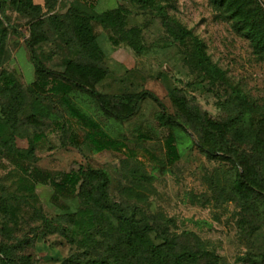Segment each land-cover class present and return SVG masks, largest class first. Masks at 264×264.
<instances>
[{"label":"rangeland","instance_id":"374dc122","mask_svg":"<svg viewBox=\"0 0 264 264\" xmlns=\"http://www.w3.org/2000/svg\"><path fill=\"white\" fill-rule=\"evenodd\" d=\"M83 1L98 13L124 5L131 10L128 26L142 27L146 49L137 53L124 41L117 42L118 37L110 29L94 26L104 53V65L115 74L125 75L126 87L149 90L164 103L169 113H175L169 92L179 88L209 115L219 119L228 117L231 112L226 103L229 89L212 86L189 69L183 47L172 42L161 15L154 9L140 11L129 0ZM66 2L59 0L57 13H69ZM6 14L11 24L7 25L18 32L10 33L11 57L3 68L25 87L36 78L32 53L26 43L27 19L11 6ZM166 14L177 18L204 41L211 59L226 71L233 84L252 99L264 101V52L238 30L234 21L221 16L210 0H170ZM46 29L50 40L38 48L36 54L47 66L61 69L64 60L77 56L54 36L53 28L47 25ZM5 83L6 80L0 78V86ZM117 85L110 80L97 89L119 93ZM50 88L55 89L48 93L43 104L51 111L40 125L24 123L15 132L1 117L0 110V141H8L14 134L17 144L15 152L5 153L0 159V183L19 192L22 185L18 180L30 178L48 220L39 227L35 243L22 251L32 255L34 264H59L71 255L84 257L88 248L76 243L70 228L73 213L80 206L79 169L87 166L103 167L109 172L110 192L117 200H127L121 193L123 187L136 180L145 182L148 189L144 191L145 200L141 205L149 212H161L171 218V230L180 234L184 243L195 249L203 246L216 251L221 264H242L238 258L245 252L246 241L238 224V208L231 202L221 203L215 199L218 180L230 168L228 164L208 159L192 143L195 136L188 137L183 131H178L179 160L173 165L166 164L164 144L170 132L162 126L158 118L159 105L150 96L140 101L137 115L119 121L106 116L88 94L71 91L70 99L89 116L81 120L60 101L67 89L59 83L51 84ZM3 100L0 96V106ZM30 112L27 108L22 116ZM91 120L98 126L91 125ZM101 132L114 140H122L124 145L94 151L89 136L99 139ZM156 165H165L164 171L156 169ZM25 213L23 211L20 217L17 235L32 237L35 223L26 220Z\"/></svg>","mask_w":264,"mask_h":264},{"label":"trees","instance_id":"16d2710c","mask_svg":"<svg viewBox=\"0 0 264 264\" xmlns=\"http://www.w3.org/2000/svg\"><path fill=\"white\" fill-rule=\"evenodd\" d=\"M129 1L140 11L154 9L161 15L169 38L183 47L185 63L202 81L229 89L226 103L231 112L227 118L209 115L179 88L169 92L175 107V113H169L152 92L126 87L125 75L115 74L104 65L95 25L110 29L118 37L117 42L124 41L137 53L146 49L142 27L128 26L131 15L128 7L118 5L95 16L59 14L56 12L59 0H43L42 3L0 0V78L6 80L0 86V96L4 99L0 106L1 117L15 132L24 123L40 125L51 111L43 100L55 89L50 88L53 83L67 89L60 101L81 120L87 114L70 99L71 91L88 94L106 116L119 121L137 115L140 101L152 97L159 105L158 118L162 126L170 132L164 144L166 164L173 165L179 160L178 131H183L188 137L195 136L192 143L208 159L230 166L218 180L215 199L221 203L231 202L238 208V224L246 241L239 262L264 264V101L252 99L233 84L226 71L211 59L204 41L177 18L166 14L170 0ZM210 1L221 16L234 21L238 30L264 52V0ZM9 6L27 19L26 43L32 53L36 78L25 87L3 68L11 57L10 33L18 32L7 25L10 24L6 14ZM47 25L77 56L64 60L61 69L47 66L36 54L38 48L50 40ZM110 80L117 82L119 93L97 89ZM27 108L31 112L23 117ZM91 125L98 126L93 120ZM101 136L99 139L89 136L94 151L124 145L122 140H114L104 132ZM16 150L14 134L10 140L0 141V159L5 153ZM164 166L156 165V169L163 172ZM79 174L80 206L73 213L70 234L80 247L88 249L84 257L71 255L59 264H221L216 251L203 246L195 249L184 243L180 234L171 230V218L161 212H149L141 205L145 200L144 191L148 189L145 182L136 180L123 187L121 193L129 202L113 198L111 176L103 167H81ZM18 182L22 185L19 192L0 183V264H34L32 255L22 251L35 243L39 227L48 223L34 182L27 177ZM23 211H26L25 219L35 223L32 237L17 235Z\"/></svg>","mask_w":264,"mask_h":264},{"label":"crops","instance_id":"0c3cea01","mask_svg":"<svg viewBox=\"0 0 264 264\" xmlns=\"http://www.w3.org/2000/svg\"><path fill=\"white\" fill-rule=\"evenodd\" d=\"M37 3H42V2H37ZM66 3L69 13H76L87 16H95L98 14V12L93 10L94 8L92 9L89 5L85 4L83 0H67Z\"/></svg>","mask_w":264,"mask_h":264}]
</instances>
